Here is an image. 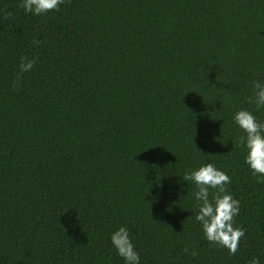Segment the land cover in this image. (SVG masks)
<instances>
[{
	"label": "trees",
	"instance_id": "trees-1",
	"mask_svg": "<svg viewBox=\"0 0 264 264\" xmlns=\"http://www.w3.org/2000/svg\"><path fill=\"white\" fill-rule=\"evenodd\" d=\"M21 56L36 63L13 88ZM261 72L264 0H64L41 16L0 0V264H124L120 225L140 264H264V183L232 120L264 121ZM208 162L240 203L234 255L205 240L182 180Z\"/></svg>",
	"mask_w": 264,
	"mask_h": 264
},
{
	"label": "clouds",
	"instance_id": "clouds-1",
	"mask_svg": "<svg viewBox=\"0 0 264 264\" xmlns=\"http://www.w3.org/2000/svg\"><path fill=\"white\" fill-rule=\"evenodd\" d=\"M64 0H20V6L25 13L41 16L50 11L57 10ZM39 45L40 41L33 40ZM35 59L24 56L19 58L17 65V78L11 83L13 88L19 84L18 76L32 70ZM259 73L252 78L248 86L251 89V102L257 109L264 108V78ZM232 120L243 135L236 140V146H243L246 150L244 163L251 174L256 177L257 183H264V121L258 120L253 112L240 108L233 113ZM183 181H190L195 186L192 193L194 201L195 221L203 232L205 240L221 248H226L230 255H234L244 229L234 226V217L239 214L240 203L226 188L230 178L224 171L215 167L211 162L185 171ZM109 240L124 264H140V256L130 238L126 226L120 225L109 234ZM188 252V248L184 249ZM195 255V251L190 253ZM249 264H259L256 257H252Z\"/></svg>",
	"mask_w": 264,
	"mask_h": 264
}]
</instances>
